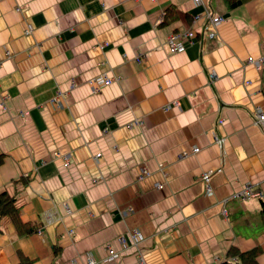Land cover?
<instances>
[{
    "label": "crops",
    "instance_id": "crops-1",
    "mask_svg": "<svg viewBox=\"0 0 264 264\" xmlns=\"http://www.w3.org/2000/svg\"><path fill=\"white\" fill-rule=\"evenodd\" d=\"M248 57H264V0H0V193L38 229L3 218L0 264H242L230 252L254 249L264 264V61ZM247 185L260 197L241 200Z\"/></svg>",
    "mask_w": 264,
    "mask_h": 264
},
{
    "label": "built area",
    "instance_id": "built-area-1",
    "mask_svg": "<svg viewBox=\"0 0 264 264\" xmlns=\"http://www.w3.org/2000/svg\"><path fill=\"white\" fill-rule=\"evenodd\" d=\"M196 4H201V0H195ZM205 16L207 17V19H209L210 24L215 27L217 26L222 20L223 18L221 16H212L211 14H209L208 12L205 13ZM200 15H195V19L199 18ZM26 32H29V30H27ZM179 34H172L167 38V44L169 47V50L171 52H174L176 50L179 49V43H181L180 41H176L179 39H186V41H191L193 40V31L192 30H188L186 31L183 36L178 37ZM248 62H254V63H261L262 61H264V57H261L258 60H254L253 57H248L247 59ZM103 79L104 84H108L111 83L112 79L110 77H107L106 74H101L100 76ZM210 79H214V75H210ZM91 82V80H90ZM7 97V96H6ZM52 102L54 103L55 106H58V100L57 98H54L52 100ZM256 122L260 125H262L264 127V113H258L256 115ZM134 124H141V122L138 121H134ZM215 140L217 143L221 144L220 141H223L222 138H217L215 137ZM197 149H194V151H196ZM65 165L68 164V161L66 160L64 162ZM148 174V171H143L142 175H140L138 178L139 180H141L142 177H144L145 175ZM203 181L205 183H207L209 181V176L208 174H203ZM237 196L242 200H246L249 199L250 197H260V193L257 192V190H254V188H252L251 185H247L245 186L238 194ZM141 240V233L137 230L135 231H131L130 233H128L125 236H120L117 238V243L119 244V246L121 248H129V247H134L137 248L139 241ZM107 253L108 256L104 259V262H112L114 260V258H116L117 254L116 252L110 247L107 246ZM141 264H144V261L141 259ZM85 264H98L96 261H94V259L90 256L86 257V263Z\"/></svg>",
    "mask_w": 264,
    "mask_h": 264
},
{
    "label": "trees",
    "instance_id": "trees-1",
    "mask_svg": "<svg viewBox=\"0 0 264 264\" xmlns=\"http://www.w3.org/2000/svg\"><path fill=\"white\" fill-rule=\"evenodd\" d=\"M1 160L2 158L0 156V162ZM15 202L16 201L14 197L9 196L6 192L0 193V221L3 218H8L12 222L15 231L19 236H28L37 233L38 229L35 227V225L22 222L20 218V210L17 208ZM258 252L259 251L257 249L246 253H239L236 250H232L230 254L233 256V258L237 255L242 264H256L255 259L258 255ZM227 263L228 262L221 264ZM19 264H31V262L21 258Z\"/></svg>",
    "mask_w": 264,
    "mask_h": 264
}]
</instances>
